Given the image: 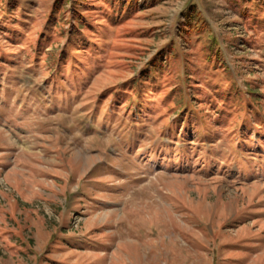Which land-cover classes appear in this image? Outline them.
<instances>
[{
	"label": "rangeland",
	"instance_id": "374dc122",
	"mask_svg": "<svg viewBox=\"0 0 264 264\" xmlns=\"http://www.w3.org/2000/svg\"><path fill=\"white\" fill-rule=\"evenodd\" d=\"M0 264H264V0H0Z\"/></svg>",
	"mask_w": 264,
	"mask_h": 264
},
{
	"label": "trees",
	"instance_id": "16d2710c",
	"mask_svg": "<svg viewBox=\"0 0 264 264\" xmlns=\"http://www.w3.org/2000/svg\"><path fill=\"white\" fill-rule=\"evenodd\" d=\"M74 18H77V17L75 16ZM190 22H191V21H187V22H185L183 25H185V24H190Z\"/></svg>",
	"mask_w": 264,
	"mask_h": 264
}]
</instances>
